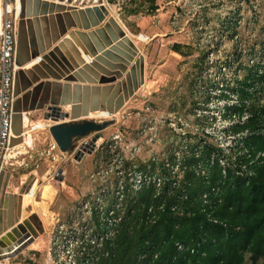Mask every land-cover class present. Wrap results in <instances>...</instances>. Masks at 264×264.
<instances>
[{
  "label": "rangeland",
  "instance_id": "rangeland-1",
  "mask_svg": "<svg viewBox=\"0 0 264 264\" xmlns=\"http://www.w3.org/2000/svg\"><path fill=\"white\" fill-rule=\"evenodd\" d=\"M74 2L86 6L105 3L122 26L120 16L123 9L137 14L158 15L157 8L160 4L159 0H74ZM162 2L164 4L159 17L161 22L159 19L156 21L151 15L133 17L134 22L140 25L139 30L134 32L136 35L134 42L148 60L145 63V83L114 116L116 123L104 130L103 143L99 148L86 153L80 161L66 155L59 163L60 167L69 170L67 183L71 190L67 192L68 196L64 194L65 192H60L52 209L65 214L66 210L77 204L76 199L80 202L82 199H90V195L93 196L95 193L101 194L105 186L116 184L114 172L118 170L124 169L131 173L136 166H148L152 161L161 163L167 159L172 160L175 156L180 157L176 165V170L180 172L181 163L191 154V152L187 154L185 145H197L201 148L206 142L214 141V137L205 131L196 130L201 123L206 122L205 119H200L201 115L206 112L207 117L218 114L222 108L220 106L222 95L217 102L213 94L215 101L213 106L200 109V104L213 100L210 93L218 92L217 90L222 88L220 83L226 85V81L230 84L233 80L242 81L247 77L252 61L264 57V0H162ZM122 20L125 22L123 16ZM160 23L161 30L158 29ZM174 43H180L179 52L173 49ZM226 58L231 65L223 71L221 63L225 64ZM222 77L225 78L224 81ZM258 87L259 92L264 95V82L258 80ZM148 104L153 105L158 111L156 121L145 113ZM199 110L207 111L200 114ZM40 113L42 111L28 112L27 124L24 121L26 134H30L32 139L40 138L39 133L42 131L40 129L44 127L42 122L32 124L33 119H37ZM168 117L179 120L183 129L175 130L164 122ZM153 124L155 127L152 133L144 132L146 125L149 127ZM24 145L18 147L23 149ZM22 157L26 155L23 154L20 158ZM45 157L52 159L49 154L43 158L37 154L32 161L35 165L41 163L46 165ZM78 196L79 198H74ZM26 199H28L24 201L26 204L32 203L34 196H28ZM47 214L43 216L49 219L47 222L49 223L52 218L48 210ZM245 264H251L249 256ZM257 264H264V259H260Z\"/></svg>",
  "mask_w": 264,
  "mask_h": 264
},
{
  "label": "trees",
  "instance_id": "trees-1",
  "mask_svg": "<svg viewBox=\"0 0 264 264\" xmlns=\"http://www.w3.org/2000/svg\"><path fill=\"white\" fill-rule=\"evenodd\" d=\"M172 47L179 52L180 43ZM263 79L264 74L258 78L249 71L234 89L250 101V119L232 129L250 130L242 145L226 153L214 143L187 144L192 152L181 163V176L163 162L136 166L151 180L125 190L126 213L98 249L95 264H245L247 256L257 264L264 259V156L257 157L264 152L259 131H264V104L248 90Z\"/></svg>",
  "mask_w": 264,
  "mask_h": 264
},
{
  "label": "water",
  "instance_id": "water-1",
  "mask_svg": "<svg viewBox=\"0 0 264 264\" xmlns=\"http://www.w3.org/2000/svg\"><path fill=\"white\" fill-rule=\"evenodd\" d=\"M71 2L20 0L16 54L20 69L14 84L11 145L24 142L25 114L42 111L44 119L53 122L49 132L62 154L80 161L103 141L104 130L116 123L114 116L145 83V55L105 3L77 7ZM48 26L52 30L48 31ZM79 39L86 45L81 47L84 55L92 59L87 60L76 49L81 46ZM32 60L37 61L26 67ZM98 111L110 117L91 116ZM58 174L61 176L57 179L62 180L63 169ZM34 183L31 176L21 186L18 215L9 217L5 233L0 228V261L11 259L34 235L44 232L37 222L39 232L29 233L20 241L5 242L8 236L20 238L30 226L29 219L37 217L33 214L22 219L24 195L31 193Z\"/></svg>",
  "mask_w": 264,
  "mask_h": 264
},
{
  "label": "built area",
  "instance_id": "built-area-1",
  "mask_svg": "<svg viewBox=\"0 0 264 264\" xmlns=\"http://www.w3.org/2000/svg\"><path fill=\"white\" fill-rule=\"evenodd\" d=\"M14 3L12 0H0V171L3 170L7 160L14 157V146L11 145V141L14 137L13 116L15 113L14 101L16 99L14 96V84L16 73L19 70L16 63V54L18 24L21 15L20 8L14 7ZM224 63H221L223 71L227 69L228 65H231L227 58ZM249 71H251L252 75L260 78L264 74V57L253 60ZM222 78V81H224L225 78ZM238 82V80H233L232 84H230L229 81H226V85L222 82L220 83L222 88L217 90L218 92L210 93L212 94L211 99H213L214 94L217 102L221 100L220 106L222 108L219 111L220 113L207 117L205 116L207 115V110H199L200 114L204 111L206 112L200 118L201 120L205 119L206 122L201 123L200 127L198 125L199 128L196 131L200 132L202 130L209 136L214 137L213 143L226 153H230L237 144L240 143L242 145L244 139L250 135L249 129H243L238 132L232 131L235 126L244 125L250 119V113L247 110L250 101L242 100L239 93L234 90L238 86ZM260 82L263 83L264 79ZM248 90L255 92L260 102L264 104V95L259 92L260 89L257 82L255 86H251ZM220 95H222L221 99L219 98ZM214 104L215 101L213 99L210 102H203L199 108L205 109V107H210ZM242 104H244L243 108L239 112H233V107L242 106ZM145 113L156 121L158 111L153 105H146ZM164 122H167L175 130L181 131L183 129L182 123L179 120L176 121L174 117H168ZM147 126L144 128V132L152 133L155 124ZM259 131L264 134L263 130ZM102 143L103 141L96 149ZM185 146L187 154L192 152L187 145ZM54 151H58L59 154H54ZM46 153L52 157V160L56 159V156H66L62 154L55 141L50 144ZM195 153L198 155L199 151H195ZM258 156L263 157L264 152H260ZM179 159L180 157L174 156L172 160L167 159L163 163L173 168V173H176L178 172L176 165H178L177 160ZM222 162L224 163L223 159ZM114 173L117 180L116 184L105 186L99 195L92 192L94 195H90V199L78 201L77 204L71 206L63 216L57 219L54 228L50 232L49 254L46 264H95V255L99 251L98 249L102 247L105 240L113 237L115 233L114 223L126 213L124 209L125 190L127 188L138 189L144 182L149 183L151 180L142 171L134 170L130 173L128 170L123 169ZM151 177L158 184L160 183V179L154 176ZM116 214H118V217H116ZM98 222L102 225L101 227L98 226ZM179 248L182 249L183 245H179Z\"/></svg>",
  "mask_w": 264,
  "mask_h": 264
},
{
  "label": "crops",
  "instance_id": "crops-1",
  "mask_svg": "<svg viewBox=\"0 0 264 264\" xmlns=\"http://www.w3.org/2000/svg\"><path fill=\"white\" fill-rule=\"evenodd\" d=\"M71 3L76 5L77 7L86 6V5H78L74 2V0ZM159 3L160 4L157 8V10H159L158 15L156 13L150 14L152 17L154 16L153 18H155L156 21H158L159 17L162 14L161 11L163 9L162 7L164 4L162 0H159ZM117 9L121 10V8H117ZM111 13L113 12L111 11ZM148 15L137 14V12H126V9H123V11H121L120 20L123 22L124 29L133 40L134 37H136L134 32L135 30H139L138 26H140L138 22H134L133 17L148 16ZM122 16L125 18V22L122 20ZM159 21L161 22L162 20L159 19ZM161 27L162 25L160 23L158 29L161 30ZM40 29L43 31L42 28ZM49 29L52 30V27L48 26V31ZM158 34L159 33H156V35ZM156 35L154 36L156 37ZM89 41L92 45L94 44V41L91 40ZM79 43L81 44V46L75 45L77 47L76 49H78V51L82 56H85L81 48L82 45H85V43L82 39H79ZM146 61L148 62L147 56H145V63ZM35 122H42L44 124L43 129H40L42 130L39 133L40 138L34 139L33 137L31 143H26V137H25L24 139L25 142L22 143L23 145L25 144L24 146H22L23 149H19L20 147H16V149L14 148L15 149V150L13 149L14 157L8 159L3 170L0 171V179L2 181V194L0 197V214L2 215V219L0 222V228L1 230L2 229L4 230V228L7 226L9 217L15 218L18 215L21 205V200H20L21 196L19 195V190L21 186L29 179V177L33 176L34 179L36 177L39 179V183L36 188L34 194V200L32 203L26 204L24 201L25 198L28 196L24 195V200L22 202V219H27L33 214H37L36 215L37 217H34V219H29L30 226H27L25 230L22 231V235L20 238L16 237L15 235H13L12 237L8 236L5 242L6 244L11 243L13 242V239L20 241L23 240L25 236L29 233H33L37 231L39 232L36 225L37 222L38 223L40 222V224L44 227V232L39 233L37 236L34 235L32 241L24 249H22L17 255H15L11 259H7V261H0V264H7V262L8 264H46L49 254L50 232L54 228L57 219H59L61 216L64 215L62 211H56L55 209H52V207L54 206V203L57 200V197L60 192H65L64 194L67 195V192H70L71 190V186H69V184L67 183V180L69 179V170L67 168H62L59 166V163L62 162V160H64V157H61V155L59 157L56 156V159L54 160H52L49 157L47 158L45 157V159L47 160L46 165L45 163L35 165L34 162L32 161V158L33 157L36 158L37 154H40V157L43 158L44 155L47 154L46 151L48 150L50 144L54 142L52 135L49 132V126L53 122L50 120H45L43 117V112L40 113L37 119L35 118L33 119L32 124H34ZM28 129L30 130V128ZM23 154H25L26 157L20 158ZM54 154L57 155L59 154V152L54 151ZM33 165H35L36 168H34ZM60 169H63L62 180L56 178L57 175L61 176L58 174V171ZM47 183H49L55 191V196L50 200L44 199L42 196L43 185ZM74 198H79V196ZM76 200L78 202V199ZM43 205L47 207L49 216L52 218L49 223H47L49 219H46V217L43 216L40 212L39 208ZM60 206H62V204ZM3 233H5V230L3 231ZM1 235L3 234H0V236Z\"/></svg>",
  "mask_w": 264,
  "mask_h": 264
},
{
  "label": "bare ground",
  "instance_id": "bare-ground-1",
  "mask_svg": "<svg viewBox=\"0 0 264 264\" xmlns=\"http://www.w3.org/2000/svg\"><path fill=\"white\" fill-rule=\"evenodd\" d=\"M14 7H17V8H20V11H21V3H20V0H15V3H14ZM0 10H1V7H0ZM85 57H86V59L88 60V59H92V57H90V56H86L85 55ZM88 57H90V58H88ZM37 60H39V58L37 59ZM37 60H32L26 67H30L31 65H33V63H36V61ZM135 61V60H134ZM134 61H132L131 62V64H133L134 63ZM129 67L130 66H128V69H129ZM20 69V68H19ZM126 104V103H125ZM69 109V108H68ZM91 116H93V117H109V116H107V114H104V113H101V112H95V113H91ZM25 118H24V121H25V123L27 124V120H28V115H27V113L25 114V116H24ZM25 123H24V125H25ZM24 133H25V137H26V142L27 143H30L31 141H32V138H31V135L30 134H26V130H25V128H24ZM25 142V141H24ZM21 144H18V145H14V148L16 149V147H18V146H20ZM14 149V150H15ZM18 149V148H17ZM19 149H21V148H19ZM40 181H41V179H40ZM34 188H33V190H31V193H28L27 195H25V196H34V194H35V191H36V188H37V186H38V183H39V179L36 177L35 179H34ZM43 198L44 199H52L54 196H55V191H54V189L50 186V185H47V184H45L44 186H43ZM27 198V197H26ZM25 198V202L26 201H28V199H26ZM47 201V200H46ZM40 211L44 214V215H46L47 214V207L45 206V205H43V206H41L40 207ZM42 214V215H43ZM47 216H48V214H47ZM4 261H7V260H4Z\"/></svg>",
  "mask_w": 264,
  "mask_h": 264
}]
</instances>
